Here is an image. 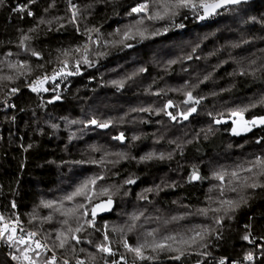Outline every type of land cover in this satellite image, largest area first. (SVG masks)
I'll list each match as a JSON object with an SVG mask.
<instances>
[{"label":"trees","instance_id":"obj_1","mask_svg":"<svg viewBox=\"0 0 264 264\" xmlns=\"http://www.w3.org/2000/svg\"><path fill=\"white\" fill-rule=\"evenodd\" d=\"M138 2L72 0L80 11L75 24L70 22L68 0H54L52 7L53 0H36L30 5L35 14L31 17L13 11L27 0H4L0 4V75L13 77L0 81V211L5 217L18 216L26 229L37 231L44 241L47 237L58 264L63 259L75 264L77 258L89 264H109L121 256L125 258L123 263L133 264L134 254L123 247L124 239L135 246L145 239L151 243L168 235L191 234L192 229L216 228L213 217L223 216V211H209L204 216L198 210L214 209L220 207V200H239L245 195L247 204L241 203L229 213L231 218H224L219 239L215 233L209 235L207 248H195L193 254L180 260L170 258L177 253L164 252L155 260H137L136 264H219L222 258L226 264H264L262 249L241 239L246 231L255 238L264 236V189L242 187L245 177L259 171L258 167L252 173L245 169L252 167L258 157L264 158V128L233 134V116L229 114L232 109H247L243 115L248 120L264 115V0L230 7L236 11L223 10L201 23L190 16L191 12L182 10L171 19L145 21L141 29L147 28L148 38L135 34L124 40L123 33L136 19L127 13ZM243 12L247 14L241 26L249 29L245 33L235 19ZM40 18L46 23L39 24ZM180 23L184 27L177 29ZM233 24L238 25V31ZM30 28L36 31L29 33ZM94 28L99 31H90ZM21 30L32 37L29 48L39 52V57L17 46ZM157 30L161 34L152 35ZM243 34L244 42L238 39ZM234 40L233 48H221ZM129 44L132 46L127 47ZM64 50H68L67 56ZM85 57L89 64L83 63ZM77 60L79 74L49 80L44 85L47 92L31 91L29 84L38 76L51 77L54 70L62 68L65 72L75 71ZM18 61H27L31 71L7 66ZM141 68L146 71L141 72ZM21 71L25 74L19 75ZM205 76L209 78L205 80ZM13 88L19 90L11 93ZM188 92L203 102L185 120L181 113L194 106L184 103ZM252 96L258 97L256 103L248 101ZM169 100L175 107L165 108ZM161 109L172 112L177 119L171 120ZM223 118L229 121L223 123ZM92 119L110 122V128H97L90 123ZM121 133L123 141L114 139ZM236 149L244 153L242 157L234 152ZM149 153L154 158L142 161L141 157ZM161 154L164 159L158 158ZM194 168L206 179L189 181ZM220 171L225 174L223 183L213 178V173ZM233 171L238 173L239 183L232 177ZM94 176L104 179L90 186L91 202L83 197L63 199ZM129 178L136 183L125 184ZM259 179L264 181V177ZM234 186L237 192L230 190ZM104 188L108 189L107 195L101 194ZM109 195L113 200L111 212L96 218L95 228L88 226L85 221L92 219L91 209L106 203ZM50 200L56 202L53 208L41 203ZM61 201L63 208L56 211ZM12 202L16 208L11 207ZM78 203L85 205L77 213L85 227L75 233L80 244L70 241L65 249L54 248L57 231L77 227L74 218L61 212ZM85 211L87 216L82 215ZM48 216L52 219L46 220ZM134 216L138 219H132ZM66 218L69 225L61 224ZM105 232L109 237L105 243L115 255L99 253L94 247L104 241ZM148 232L154 235L147 236ZM257 244L264 245V240L257 239ZM71 245H75V252ZM8 248L0 247V264H20L11 258V254L19 253ZM81 248L85 251H79ZM249 251L254 252L253 261L244 259ZM51 255L52 251L41 255L37 264H43ZM145 255L156 253L146 249Z\"/></svg>","mask_w":264,"mask_h":264},{"label":"snow or ice","instance_id":"obj_2","mask_svg":"<svg viewBox=\"0 0 264 264\" xmlns=\"http://www.w3.org/2000/svg\"><path fill=\"white\" fill-rule=\"evenodd\" d=\"M99 2V0H97ZM246 2V0H139L138 3H136L134 6L130 8L127 15L128 16H136V19L134 23L127 26L128 30L123 33V39H131L134 38L135 34H138L142 39L148 38L145 36V32L147 31V28L141 29V26L145 24V21H162L165 19H171L173 17H176L180 15L182 10H187L188 12H191L196 18L199 20H205L210 17L220 15L222 14L220 12L221 9L229 10V11H236L235 8H229V6L234 5H240L242 3ZM4 0H0V4H3ZM36 0H27V3L18 5L13 11H18L20 13H25L27 16L31 17L34 16V12L31 10L30 5L35 4ZM68 3L70 5L71 9V23H76V18L80 14L79 8L77 5L72 3V0H68ZM54 6V0L53 4L50 5V7ZM92 5H89L91 7ZM48 9H45V12H47ZM185 19H187V16H185ZM254 19V18H253ZM46 21L43 18L39 19V24H44ZM47 23H51V21H47ZM63 27V25H61ZM176 27L183 28L184 24L180 23L176 25ZM135 30V31H133ZM168 29L165 28L164 31H167ZM35 28L28 29V32H35ZM77 31H79V28L77 27ZM90 31L98 32V28L91 29ZM116 33H120V29L116 30ZM161 34L159 30L152 33V35H158ZM32 39L30 35L25 33L23 30H21V34L19 37L18 47L21 48L24 51H30L32 56L39 57L40 53L30 49L29 48V42ZM91 39V37H89ZM123 43V40L120 41ZM127 47H131L132 45H126ZM85 51H87V45L84 46ZM76 52L80 51V48L75 49ZM68 50L63 51V55L67 56ZM7 55L11 56L12 53H8ZM18 56L19 53H16ZM190 58V57H189ZM174 62V61H173ZM64 65H67V61L63 62ZM83 63L89 64V60L87 57L84 58ZM11 69H28V62H17V63H9L7 65ZM79 66L80 61H76V69L75 71H68L65 72L63 68L60 71H53L51 77L47 74L38 76L35 80L31 81L29 84V87L31 88V91L33 92H47L49 91L48 88L44 87V85L49 81H55L56 77L58 75L61 76H68V75H77L79 74ZM39 67L43 68V65H40ZM28 71H31V69H28ZM141 72L146 71V69L141 68ZM25 73L23 71L19 72V75H24ZM241 74L243 75V71H241ZM209 77L205 76L204 79L207 80ZM13 77L11 75H0V81L5 80H12ZM113 84H119L122 85V82L113 81ZM19 89L13 88L11 89V93L17 92ZM159 93H157L158 95ZM188 99L184 101L185 104L189 102H193L195 104H198L200 101L198 99H195L192 96L191 92L187 93ZM59 99V97H57ZM51 102V101H49ZM175 107L173 102L169 100L167 104L165 105V108H172ZM142 111H145L147 109H141ZM247 109L239 110V111H233L231 112L232 116H239L240 121L243 125V131H250L251 127H255L257 125L264 126V117H258L254 118L250 121L243 120V112ZM161 111H165V109H161ZM196 111L195 107H191L186 112L181 113L183 118L186 120L188 119V116L191 115ZM165 114L170 117L171 120L175 121L177 119L176 115H174L172 112L165 111ZM211 115V113H209ZM14 119V118H13ZM217 123H220V121H216ZM71 123H76V121H71ZM91 124L95 125L97 128H107L109 127L110 122L105 123H99L97 120L92 119L90 121ZM233 123H237V121H233ZM53 127H56L53 125ZM233 134L239 135L240 132L237 131L236 128L233 129ZM124 134L121 133L119 136L114 137V139L117 140H124ZM135 139V137H134ZM260 141L258 140L257 143ZM31 147V145H29ZM116 155L123 156L122 153H117ZM154 158L153 153H149L148 155L141 157L142 161L151 160ZM159 159H164V155L161 154ZM91 163H96V161H90ZM74 163L80 164L84 163V161H75ZM259 168V171L254 174L253 177H245L242 187L245 189H256V188H262L264 189V181L260 180V177H264V158L258 157L254 162H252V167H249L245 169L247 172L252 173L253 168ZM233 178L237 179V182L239 183V176L236 171H233L231 173ZM213 178L216 180H219L223 183L225 179L224 172H214ZM100 179H104L103 176H94L86 179L83 181L76 189L66 195L63 199L72 201L75 197H83L85 200L91 202L92 196L89 194L92 191V187L97 184V181ZM206 179V177H202L199 175L198 169H193L191 175L189 176V181L193 180H203ZM251 180L252 182H248ZM136 183L135 179L129 178L125 181V184H134ZM218 186L213 185V188H216ZM213 188H210L209 191H212ZM232 192H237V187H232L230 189ZM101 194L107 195L108 189L104 188L101 190ZM221 195H223V189H221L220 192ZM248 198L245 195H240L239 200L234 199H224L220 200V207L214 208V209H208L203 208L198 210V214L207 216L209 211L220 213L223 211V216L213 217L214 223L216 225V228H210V227H203L201 230L197 231L195 229L189 230L191 234H184V235H168L163 237L160 240H153L151 243L147 241V239L144 240V242L137 241V244L135 246H132L128 243L126 239L123 240V247L128 251L134 254L135 259L133 260V264H136V261H144V260H155L158 258L160 253L164 252H175L177 255H174L170 257L174 260H180L182 256L193 254V251L195 248H207V238L209 235H212L213 233L216 234L217 239H219L220 233L219 228L223 226V220L225 217L231 218L229 216V213L235 212L237 208L240 207L241 203L247 204ZM44 207L46 208H53L55 201H41ZM113 203L112 197L109 195L108 199L105 204L97 205L96 207L91 209V216L92 219L86 220L85 223L95 228V216L97 213V209L100 211H109L111 210V205ZM12 208H16L15 202H12L11 204ZM63 208V203L61 201L60 207L56 208V211H60V209ZM85 208V205L83 203H78L76 207L67 209L66 211H62L61 215L69 218H74L77 222V227L73 229L72 227L67 228V232L65 231H57L55 240L58 241V243L54 242L53 247L59 248V249H65L66 246L70 245V241H75L76 245L80 244V238L75 233H80L85 230L84 224L80 223L81 216L77 215L79 209ZM83 216H87V212L85 211ZM182 218V217H181ZM46 220H51L52 217L48 216L45 218ZM132 219H138V217H132ZM173 220H176L177 217H173ZM63 225H69V219H64L60 222ZM107 228V224L104 226ZM250 228L249 226H246V229ZM131 231V227L129 228ZM99 231V229H97ZM113 231H117V229H113ZM119 231H123V229H119ZM38 235L37 231H30L26 230L19 219L18 216L13 214L11 217H5L4 215L0 214V242H3L8 245L9 248L15 249V252L19 253L17 254H11V258L13 260L19 261L20 264H37V259L41 256L42 253L52 251V255L48 256L44 259L43 264H58L57 257L55 255V252L53 249H49L48 245L46 243L47 237H45V242H42L39 239H35V237ZM153 232H148L147 236H153ZM242 240L248 241L249 243L256 244L257 247H260L262 249V254H264V245L257 244V239L264 240V236L255 238L252 237V233L249 231H246V233L241 237ZM108 233H104V241L100 243H96L94 247L97 249L99 253H105L109 256L115 255L112 247L109 243H105V241H108ZM88 243H93L91 240L88 241ZM177 245V247H173V245ZM71 249L73 252H75V245H71ZM151 249L152 253H156V255H145V250ZM79 251L84 252L85 249L81 248ZM198 254H206V253H198ZM91 255V254H90ZM95 259V256H93V260ZM125 258L121 256V260H124ZM244 259L247 261H252L254 259V252L249 251L245 256ZM61 264H69L68 259H63ZM75 264H85V262L81 259H76ZM105 264H108L107 261H105ZM111 264H119L118 261H112ZM197 264H200V262H197ZM219 264H226V261L224 258L220 259ZM232 264H236V262H232Z\"/></svg>","mask_w":264,"mask_h":264},{"label":"rangeland","instance_id":"obj_3","mask_svg":"<svg viewBox=\"0 0 264 264\" xmlns=\"http://www.w3.org/2000/svg\"><path fill=\"white\" fill-rule=\"evenodd\" d=\"M247 13H241V14H238L237 15V17H235V19L237 18V21L238 22H236V24H238L239 25V29L242 31V33H245V32H248V28L247 27H244L243 25V27L241 26V23H240V21L242 20V18L246 15ZM191 17L193 16V14H191L190 15ZM204 22V21H203ZM236 24H233L232 26H236ZM229 25V24H228ZM237 25V26H238ZM236 26V27H237ZM225 27V26H224ZM179 27H177V29H178ZM236 30L238 31V27L236 28ZM233 31H231V32H229V33H232ZM229 33H227V34H229ZM220 34H223V33H220ZM243 37H241V38H238V39H240L242 42H244V41H246V37H244V34L242 35ZM208 39H210L211 38V34H209L208 35V37H207ZM181 39V38H180ZM214 39V38H213ZM217 40V39H216ZM216 40H213V41H215L216 42ZM236 45V40H234L233 41V43H231V42H227V44H225V45H222L221 46V48L222 49H224L226 46H230V48H233V46H235ZM232 46V47H231ZM227 50H228V47H227ZM61 65V64H60ZM56 79H57V77H56ZM56 79H55V81H56ZM59 87V86H58ZM196 99V98H195ZM257 99H258V97H255V96H252V97H250L249 99H248V101H254V103H256V101H257ZM199 100V99H198ZM200 102L199 103H201V102H203L202 100H199ZM190 103H193V102H190ZM198 103V104H199ZM241 103V102H240ZM194 104V106L193 107H195L196 109H197V104H195V103H193ZM239 104V103H238ZM233 110L234 109H232V110H230L231 112H233ZM235 110H237V109H235ZM231 112L229 113L230 115H231ZM224 120H222L223 121V123H226L227 121H229V118H223ZM251 130H252V127H251ZM250 130V131H251ZM249 131V132H250ZM248 132V131H247ZM240 150V149H239ZM239 150L238 149H236L234 152L235 153H239ZM244 154V153H243ZM243 154H241V153H239V154H237L238 156H241L242 157V155ZM247 156H249L248 154H246ZM232 157V156H231ZM220 158H222V157H220ZM224 158V157H223ZM240 158V157H239ZM219 159V158H218ZM233 160V159H232ZM87 212V211H86ZM113 249V248H112ZM114 251V250H113ZM112 262V261H111ZM155 262H157V261H153V263H155Z\"/></svg>","mask_w":264,"mask_h":264},{"label":"water","instance_id":"obj_4","mask_svg":"<svg viewBox=\"0 0 264 264\" xmlns=\"http://www.w3.org/2000/svg\"><path fill=\"white\" fill-rule=\"evenodd\" d=\"M254 1H256V0H246V2H244V3H242V4H248V3H251V2H254ZM240 5H241V4H240ZM236 6H239V5L229 6V8H230V7H236ZM223 10H225V9H221L220 12L223 11ZM213 17H215V16H213ZM213 17H210V18H213ZM208 19H209V18H208ZM208 19H205V20H198V22L201 23V22L206 21V20H208ZM258 117H264V115H263V116H258ZM258 117H254V118H258ZM254 118H252V119H254ZM252 119H251V120H252ZM243 120H245V121H250V120L247 119V117H246L245 115H243ZM233 121H237V123L234 124ZM230 122L234 125V128H236L237 131L240 132L239 135L249 134V131H248V132H247V131H243V125H242V122L240 121V117H239V116H233V117L230 119ZM109 128H110V126L107 127V128H100V129L108 130ZM252 128H255V129H257V128H264V126H262V125H257V126L252 127ZM193 181H197V180H193ZM102 204H105V203H100V204H98V205H102ZM95 207H96V206H95ZM110 212H111V210H109V211H100L99 209H97V213H96L95 219L98 218V217H101V216H105V215H107V214L110 213Z\"/></svg>","mask_w":264,"mask_h":264},{"label":"built area","instance_id":"obj_5","mask_svg":"<svg viewBox=\"0 0 264 264\" xmlns=\"http://www.w3.org/2000/svg\"><path fill=\"white\" fill-rule=\"evenodd\" d=\"M0 214H2V213H0ZM25 228V227H24ZM26 229V228H25ZM27 230V229H26ZM35 239H39V240H41L42 242H45L39 235H37L36 237H35ZM0 247L2 248H5V249H7L8 248V246H7V244H5V243H3V242H0ZM9 249V248H8ZM85 262V261H84ZM85 264H89V263H87V262H85ZM109 264H111V262L109 263ZM119 264H127V263H122L121 261H119Z\"/></svg>","mask_w":264,"mask_h":264},{"label":"bare ground","instance_id":"obj_6","mask_svg":"<svg viewBox=\"0 0 264 264\" xmlns=\"http://www.w3.org/2000/svg\"><path fill=\"white\" fill-rule=\"evenodd\" d=\"M178 29H181V28H178ZM0 213H1V211H0ZM21 224H22L23 227H25L24 224H23L22 222H21ZM27 230H28V229H27ZM30 231H31V230H30ZM47 245H48V244H47ZM48 248L50 249L49 246H48ZM50 253H51V251H48V252H44V253H42L41 255H48V254H50ZM114 260H115V261H118V262L121 261V259H113L112 261H114ZM253 260H254V259H253ZM253 260H252V261H253ZM83 261H84V260H83ZM121 262H122V261H121ZM122 263H123V262H122ZM125 263H126V262H125ZM127 264H128V263H127Z\"/></svg>","mask_w":264,"mask_h":264}]
</instances>
